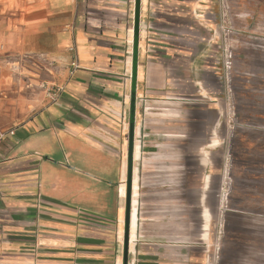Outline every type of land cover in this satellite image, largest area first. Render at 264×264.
<instances>
[{
	"label": "crops",
	"instance_id": "crops-1",
	"mask_svg": "<svg viewBox=\"0 0 264 264\" xmlns=\"http://www.w3.org/2000/svg\"><path fill=\"white\" fill-rule=\"evenodd\" d=\"M228 4L245 21L264 0ZM218 14V0H0V129L13 131L0 141V264H122L135 36L127 264H218L210 198L229 100ZM50 87L64 88L56 101ZM263 166L232 179L264 181ZM260 216L229 264H264Z\"/></svg>",
	"mask_w": 264,
	"mask_h": 264
},
{
	"label": "rangeland",
	"instance_id": "rangeland-1",
	"mask_svg": "<svg viewBox=\"0 0 264 264\" xmlns=\"http://www.w3.org/2000/svg\"><path fill=\"white\" fill-rule=\"evenodd\" d=\"M218 3L217 23L223 34L225 32L228 34L226 38L222 36V39L229 45L228 52L232 58L230 57L229 69L222 68L226 96L229 97L227 114L224 118L227 130L225 170L221 189L216 197L210 198V204L214 214L211 220L214 230L212 241L214 250L218 249V264H229L231 256L235 253L232 247H243V245L246 247L247 236L254 230V226L263 225L259 222H261L260 215H264V207L258 205L264 203V181L252 180L249 183L243 181L246 172L239 178L232 179V175L237 173L239 166L264 164L263 153L260 154L261 158L254 155V149H264V16L260 14L264 6H246L247 13L241 15L246 16L244 21L238 16L241 13L238 9L242 6H233L235 11L232 12L228 0H218ZM231 22L240 29L238 33L233 32ZM177 120L181 122V118ZM253 127L258 128L260 132L253 131ZM254 132L255 135H262L255 139L256 144L252 138ZM248 152L251 155H248ZM239 205L245 210L244 213L237 214L231 211L237 209ZM248 208L250 211H247ZM251 209L261 212H251ZM238 216L244 219L243 227L238 223ZM238 237L243 242L235 241L232 245V239Z\"/></svg>",
	"mask_w": 264,
	"mask_h": 264
},
{
	"label": "water",
	"instance_id": "water-1",
	"mask_svg": "<svg viewBox=\"0 0 264 264\" xmlns=\"http://www.w3.org/2000/svg\"><path fill=\"white\" fill-rule=\"evenodd\" d=\"M136 36L134 37V52L131 72V95L129 110L128 146H127V166L125 180V214H124V233H123V261L127 264L130 203L132 188V167H133V140H134V109H135V78H136Z\"/></svg>",
	"mask_w": 264,
	"mask_h": 264
},
{
	"label": "built area",
	"instance_id": "built-area-1",
	"mask_svg": "<svg viewBox=\"0 0 264 264\" xmlns=\"http://www.w3.org/2000/svg\"><path fill=\"white\" fill-rule=\"evenodd\" d=\"M230 52H228V45L224 42L223 44V56H222V66L224 69H229L230 67ZM69 76H72L78 69V61L76 57H73L69 63ZM64 90L63 87H50L47 89V95L53 101H56L62 91ZM7 135H13V131H3L0 129V141L3 140Z\"/></svg>",
	"mask_w": 264,
	"mask_h": 264
}]
</instances>
